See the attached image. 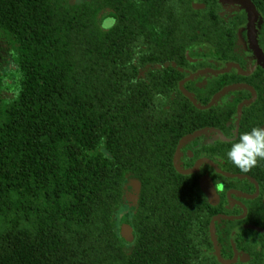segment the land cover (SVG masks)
Segmentation results:
<instances>
[{"label":"trees","instance_id":"16d2710c","mask_svg":"<svg viewBox=\"0 0 264 264\" xmlns=\"http://www.w3.org/2000/svg\"><path fill=\"white\" fill-rule=\"evenodd\" d=\"M251 1L264 52V0ZM246 22L224 0H0V264H218L199 185L212 168L181 174L173 157L186 134L233 126L244 87L199 109L179 83L247 69ZM243 81L264 90V66L183 87L205 105ZM214 135L185 139L178 166L212 158ZM133 180L127 242L117 215Z\"/></svg>","mask_w":264,"mask_h":264},{"label":"flooded vegetation","instance_id":"af4514ba","mask_svg":"<svg viewBox=\"0 0 264 264\" xmlns=\"http://www.w3.org/2000/svg\"><path fill=\"white\" fill-rule=\"evenodd\" d=\"M195 4L200 5L198 8H202L204 6L203 4L195 2L193 3V7ZM247 23L248 10L246 37L253 62L247 69H242L237 62L231 61L225 64L222 68H199L189 73L182 80H189L202 72H212L207 69H224L231 63H236L239 69L232 65L228 68V70L231 67H234L238 70L240 75L245 77L252 75L260 65L264 66L262 62L257 61V56L249 43ZM239 37H241L240 34ZM258 48L260 49L259 46ZM260 51L264 54L261 49ZM186 54L189 56L188 51H186ZM189 57L192 59L189 60L187 57L190 62H195V58H192L191 56ZM196 72L198 73L195 74ZM238 87H244V89L235 90L237 91L235 93L241 95L236 103L233 126L232 118L226 122H224V119L219 120L218 126L215 127L207 126L197 129L202 130L200 133L212 131L215 135L212 138V158H208L203 155L195 160L193 166H195L196 162L199 161L197 166L199 164L206 163L212 168L211 175L203 173L200 176L199 185L201 178L207 176L211 180L215 191L213 203L210 204L213 208L211 221H213L212 227L215 240V243H213L212 239V243L217 263L264 264V161H260L259 165L254 167L250 172L244 173L233 165L227 158V152L230 150L232 143L237 142L241 134L250 131L254 127H264V90H258L245 81L231 83L215 92L209 101L205 105L201 106H206L210 103L212 104V102L221 96L222 93ZM225 100L235 101L237 100V97H226ZM195 145L196 144L194 143V146ZM187 154L189 157L193 156V153L190 150H187ZM216 251L220 255L221 259L217 256Z\"/></svg>","mask_w":264,"mask_h":264},{"label":"water","instance_id":"95a60500","mask_svg":"<svg viewBox=\"0 0 264 264\" xmlns=\"http://www.w3.org/2000/svg\"><path fill=\"white\" fill-rule=\"evenodd\" d=\"M226 2H231V3H238V4H241V5H244L246 7V9L248 10V23H247V31H248V39H249V43L254 51V53L256 54L257 56V61L259 62H262L264 64V54L260 51V49L258 48L257 46V43H256V40L254 38V20H255V7H254V4L250 1V0H224ZM195 8H198L200 7V5H197L195 4L194 5ZM188 59L189 60H192L188 54H186ZM237 66L236 63H231L229 65H227V67H225L224 69H221V70H214V69H207L209 71H212V72H215V73H222V72H225L228 70V68L230 66ZM239 69V68H238ZM200 72V71H198ZM198 72H196L195 74H197ZM192 76V75H190ZM186 79L184 80H181L180 83H179V89L180 91L197 107V108H200V109H204V108H207L211 105L210 104H207L206 106H201L199 104L196 103V101L194 100V98L184 89L183 87V82L185 81ZM202 130H197V131H194L192 133H189L185 136H183L180 140H179V143L177 145V148L175 150V153H174V157H173V165L175 167V169L181 173V174H190L192 172H194V170L196 169V166L197 164L199 163V161L196 162L195 166H193L192 168L190 169H187V170H183L181 169L179 166H178V163H177V155H178V152H179V149H180V146L182 145L183 141L187 138H191L193 136H196L197 134H199ZM200 187H201V190L205 193V195L207 196L208 198V201L209 203H213V196L215 194V191H214V188H213V184L211 182V180L207 177V176H204L201 178L200 180ZM133 197V202L132 204H134L136 202V194H128V200L129 198ZM211 235H212V239H213V243H215V240H214V231H213V221H211ZM119 233H120V236L125 239L127 242H131L133 239H134V231H133V228L131 225H128V224H122L120 226V230H119ZM216 254L217 256L220 258V255L218 254V252L216 251Z\"/></svg>","mask_w":264,"mask_h":264},{"label":"clouds","instance_id":"9594fccd","mask_svg":"<svg viewBox=\"0 0 264 264\" xmlns=\"http://www.w3.org/2000/svg\"><path fill=\"white\" fill-rule=\"evenodd\" d=\"M227 158L244 173L257 167L264 161V127H254L241 134L238 141L232 143Z\"/></svg>","mask_w":264,"mask_h":264},{"label":"rangeland","instance_id":"374dc122","mask_svg":"<svg viewBox=\"0 0 264 264\" xmlns=\"http://www.w3.org/2000/svg\"><path fill=\"white\" fill-rule=\"evenodd\" d=\"M128 182V181H127ZM136 181H131L129 182V190L128 193L129 194H134L135 190H136ZM132 202H133V197L129 198L127 197V200L125 202V204L122 206V208L119 210L118 215H117V221H118V227L120 229V226L122 224H125V222L123 221L124 218H129L131 215V210H132Z\"/></svg>","mask_w":264,"mask_h":264}]
</instances>
